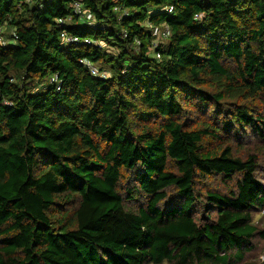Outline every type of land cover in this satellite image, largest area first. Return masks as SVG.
Returning a JSON list of instances; mask_svg holds the SVG:
<instances>
[{
	"label": "trees",
	"instance_id": "1",
	"mask_svg": "<svg viewBox=\"0 0 264 264\" xmlns=\"http://www.w3.org/2000/svg\"><path fill=\"white\" fill-rule=\"evenodd\" d=\"M0 39V264L245 261L264 185L230 137L264 148V0H0Z\"/></svg>",
	"mask_w": 264,
	"mask_h": 264
},
{
	"label": "rangeland",
	"instance_id": "2",
	"mask_svg": "<svg viewBox=\"0 0 264 264\" xmlns=\"http://www.w3.org/2000/svg\"><path fill=\"white\" fill-rule=\"evenodd\" d=\"M106 49L109 52L115 54L118 53V50L112 47H107ZM106 71L107 70H105L104 72L108 74V72ZM232 132L235 135L233 137H230V141H232L234 144V150L236 151L235 154L237 156L246 158L249 155L258 154L260 167L257 176L264 185V148L262 147V142L255 139L254 136L250 133V130L245 132H238L234 129ZM217 180L212 177L211 179H209L210 182L205 185L204 188H220L221 191H226L225 187L223 185L218 184ZM254 221L258 225L259 230L261 232H264V209L256 213ZM241 264H264V237L258 236L254 240L252 251L249 252V254L246 256L245 261Z\"/></svg>",
	"mask_w": 264,
	"mask_h": 264
},
{
	"label": "built area",
	"instance_id": "3",
	"mask_svg": "<svg viewBox=\"0 0 264 264\" xmlns=\"http://www.w3.org/2000/svg\"><path fill=\"white\" fill-rule=\"evenodd\" d=\"M117 11H119V9H116ZM174 8L170 7L167 9L168 13H173ZM75 14L77 16H79L81 22L85 23V24H89V25H94L95 24V18L91 13L88 12H84L81 8V6L79 4L75 5ZM62 24H64V22H61ZM154 36L157 37L158 40H166L170 37L171 33L167 28H164V30H159L158 28L154 29ZM14 37H16V34H13ZM127 34L124 35V38H127ZM63 40L65 41V43L67 44H79L80 43V39L77 37H70L68 35H66L65 33L62 35ZM0 42L5 46L7 44V42H5V40L0 39ZM85 43L91 45V42L88 40ZM139 44V43H138ZM91 72V74L93 76H102L103 78L107 77V74L105 72L100 73V71L98 70V68H96L91 62L84 60L82 62ZM56 82V80H54ZM59 90V88H58Z\"/></svg>",
	"mask_w": 264,
	"mask_h": 264
}]
</instances>
